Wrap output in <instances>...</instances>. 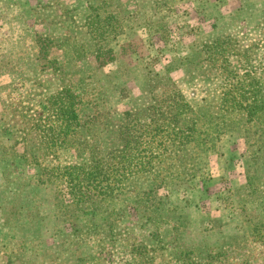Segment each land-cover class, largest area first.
<instances>
[{"label":"rangeland","instance_id":"374dc122","mask_svg":"<svg viewBox=\"0 0 264 264\" xmlns=\"http://www.w3.org/2000/svg\"><path fill=\"white\" fill-rule=\"evenodd\" d=\"M95 13L121 21L114 60L77 53ZM63 85L82 126L52 145ZM259 98L264 0H0V264H264ZM173 103L197 122L182 146L153 130ZM130 132L146 168L122 164Z\"/></svg>","mask_w":264,"mask_h":264},{"label":"trees","instance_id":"16d2710c","mask_svg":"<svg viewBox=\"0 0 264 264\" xmlns=\"http://www.w3.org/2000/svg\"><path fill=\"white\" fill-rule=\"evenodd\" d=\"M121 21H118L117 18L112 17L111 15L102 17L100 15H98L97 13L92 14L91 17H89V23L87 24V32L88 35L90 36L91 40L93 39V41H91V44L93 45L92 47H90L88 50H83V48L81 49V51L79 50L77 53H90L91 56L95 57L97 60H105V62L107 61H111L114 60V51L112 49V47L109 45L110 39L114 38L115 34L118 33L121 30ZM83 47V46H82ZM93 49V50H91ZM84 51V52H83ZM73 85L69 86V85H63L60 87V90L58 92H56L55 94H52L49 97V101L51 102V107L52 109H54V117L57 119L56 122H59V125L56 124V130L52 129V127L50 126H44L41 125L39 126L38 130L40 132H43V135H47V138H50V143L53 145H56V142L62 143V141H65V139H67L68 137L73 138L76 133H78L79 130L81 128V118L79 117V112H80V106L82 102V97L77 95L75 93V89L72 87ZM242 95L238 96V97H232L225 99V106L227 107H238L239 109H249L251 108V105H247V99L244 97H241ZM50 102H48L50 104ZM154 104V103H153ZM155 105H152V107H154ZM173 106H175V104H171L165 106L166 108H163L162 110H160L159 108L161 106H158V113L157 115L162 116V121L161 122H156L154 121V119L152 120L153 123L156 124V127L153 130H157L159 131V138L158 139H162L164 140V143H175L176 145H185L191 141H195L194 140H189L188 137H194V136H189L188 131L192 130L193 133L194 132H198V128H197V122L195 120H193L191 117L187 118H183L182 119L179 117L180 113L186 114V112L188 110H190V106L187 104H183L182 106H178L177 110L180 109V111H176L175 114L170 115L168 117H165V115L169 112H171L170 110L173 108ZM50 108V106H49ZM187 109V110H185ZM261 110V112L264 110V101L263 99L261 100L259 98V111ZM179 115V116H178ZM260 118V116H259ZM165 120H167V122H165ZM182 120L181 124L182 126L179 125V122ZM149 124H143L144 128L143 130H141L143 133L146 132V135L148 136L149 133L147 131H149V128L147 127ZM44 126V127H43ZM59 129V131H57ZM46 131L47 134L45 133ZM131 133V134H130ZM128 133L127 135L125 134V136H123L124 138V159L125 161L122 162V164H124V167H130V166H137L140 168H146L147 166H149L152 161L153 158H151L152 155H149L148 153L151 152L150 151V146H148L149 141L146 143H143L141 147H143L141 151V153H145L147 156L141 157L140 162L136 163L134 162V159L129 157V153L126 152L128 149H134V145H132V142H137L138 138L137 136H135V134H133L132 132ZM144 134H142L143 136ZM62 136V137H61ZM151 136V135H150ZM188 139V140H187ZM157 141V140H156ZM174 144H172L173 146ZM153 151V150H152ZM129 154V155H128ZM151 154H153V152H151ZM128 160V161H127ZM85 164H79L78 166H73L70 167V171H67V177L69 179V181H72V183H74L72 185V187H75L77 184H81V181L83 179H81V175L83 174H87L90 175V171H87L88 168H92L89 167L90 163H92V159L91 161L88 160L86 162H84ZM77 167V168H75ZM124 168V169H125ZM91 170V169H90ZM92 174L91 175H96L98 173L97 169L92 168ZM74 175V176H73ZM71 183V184H72ZM82 187V186H81Z\"/></svg>","mask_w":264,"mask_h":264}]
</instances>
